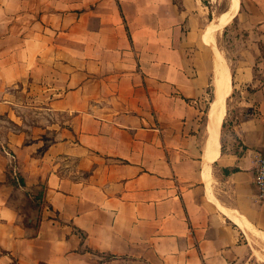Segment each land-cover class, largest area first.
<instances>
[{
  "label": "crops",
  "instance_id": "1",
  "mask_svg": "<svg viewBox=\"0 0 264 264\" xmlns=\"http://www.w3.org/2000/svg\"><path fill=\"white\" fill-rule=\"evenodd\" d=\"M235 15L210 155L212 0H0V264H264V0Z\"/></svg>",
  "mask_w": 264,
  "mask_h": 264
},
{
  "label": "rangeland",
  "instance_id": "2",
  "mask_svg": "<svg viewBox=\"0 0 264 264\" xmlns=\"http://www.w3.org/2000/svg\"><path fill=\"white\" fill-rule=\"evenodd\" d=\"M213 11L215 20L211 23L209 34L213 33L217 36V48H215V72L214 75H217V67L221 63L227 64V73L229 75L230 81V92L231 91V77L232 82L234 80L235 70L237 65L241 64V62H247V60L252 59V44L257 42V36L253 34L251 23L244 21L242 19H235L236 15L231 19H224L230 12L231 8V0H212ZM221 14H223V19L219 28H215V25H219L220 20H217ZM219 21V23H218ZM212 34V35H213ZM233 84V83H232ZM233 90V88H232ZM212 97L210 102L213 98ZM229 92V94H230ZM231 94L228 95V99L226 101L227 107L225 108V113L227 114V108L229 101L231 99ZM210 107V105L208 106ZM224 116L226 118V115ZM224 118V122H225Z\"/></svg>",
  "mask_w": 264,
  "mask_h": 264
},
{
  "label": "bare ground",
  "instance_id": "3",
  "mask_svg": "<svg viewBox=\"0 0 264 264\" xmlns=\"http://www.w3.org/2000/svg\"><path fill=\"white\" fill-rule=\"evenodd\" d=\"M235 10H236V0H231V8L229 11L230 13L226 17H223V18L225 19V18H228L229 16H232ZM222 19L220 20L219 25H215L216 26L215 28H218L220 26ZM221 64L219 66H221ZM224 79L225 81H223ZM217 88L219 90V102H218V107L216 111L214 112V115L211 117L212 119H211V126H210V138L208 142V145H209L208 151L210 152V155H211V151L214 146V142L216 141L220 133V128H221V124L224 118V113H225V108H226L225 101L230 92L229 75L226 69L225 70L223 69V71L220 70V78L217 81Z\"/></svg>",
  "mask_w": 264,
  "mask_h": 264
},
{
  "label": "built area",
  "instance_id": "4",
  "mask_svg": "<svg viewBox=\"0 0 264 264\" xmlns=\"http://www.w3.org/2000/svg\"><path fill=\"white\" fill-rule=\"evenodd\" d=\"M254 181L258 190V199L264 202V147L257 158Z\"/></svg>",
  "mask_w": 264,
  "mask_h": 264
}]
</instances>
